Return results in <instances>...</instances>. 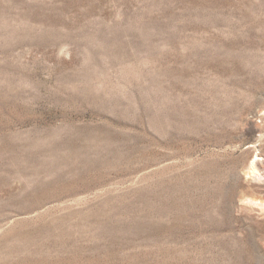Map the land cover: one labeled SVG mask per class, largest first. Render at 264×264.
<instances>
[{
  "label": "rangeland",
  "instance_id": "rangeland-1",
  "mask_svg": "<svg viewBox=\"0 0 264 264\" xmlns=\"http://www.w3.org/2000/svg\"><path fill=\"white\" fill-rule=\"evenodd\" d=\"M0 264H264V0H0Z\"/></svg>",
  "mask_w": 264,
  "mask_h": 264
},
{
  "label": "bare ground",
  "instance_id": "bare-ground-1",
  "mask_svg": "<svg viewBox=\"0 0 264 264\" xmlns=\"http://www.w3.org/2000/svg\"><path fill=\"white\" fill-rule=\"evenodd\" d=\"M258 165H261V161L258 159H256L254 162H253V168L254 170L257 168Z\"/></svg>",
  "mask_w": 264,
  "mask_h": 264
}]
</instances>
